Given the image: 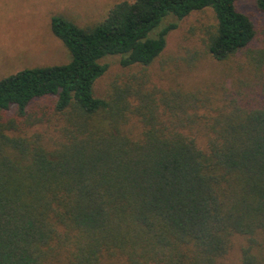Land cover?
Masks as SVG:
<instances>
[{"label":"trees","instance_id":"obj_1","mask_svg":"<svg viewBox=\"0 0 264 264\" xmlns=\"http://www.w3.org/2000/svg\"><path fill=\"white\" fill-rule=\"evenodd\" d=\"M238 1L123 0L87 27L52 18L71 61L0 80V264H221L237 236L241 264H264V47ZM207 9L206 52L247 54L232 83L150 86L143 71L95 94L103 58L147 68L178 27L168 16ZM46 120L56 135L25 133Z\"/></svg>","mask_w":264,"mask_h":264},{"label":"rangeland","instance_id":"obj_2","mask_svg":"<svg viewBox=\"0 0 264 264\" xmlns=\"http://www.w3.org/2000/svg\"><path fill=\"white\" fill-rule=\"evenodd\" d=\"M123 0H0V80L37 66L66 64L71 53L51 27L55 15H64L79 26L87 27L103 21L110 9ZM238 8L255 21L257 35L252 47H264V11L257 7L256 0H239ZM168 22H177L178 27L167 37V47L162 56L151 66L123 67L119 55L106 56L102 63L109 65L106 73L95 83V94L103 96L112 89L114 80L122 81L128 74L145 72L150 77V86L169 87L176 84L193 89L206 87L226 80L232 83L237 73L234 66L247 60L240 54L228 61H218L206 52L203 43L204 28L214 22L211 9L194 12L183 20L168 16ZM199 53L201 59L193 68L189 66V54ZM228 75V77H226ZM13 112H11L12 114ZM44 121L26 128L30 135L36 131L54 133L53 123ZM138 131L137 128H134ZM244 238L237 236L229 254L221 264H241Z\"/></svg>","mask_w":264,"mask_h":264}]
</instances>
